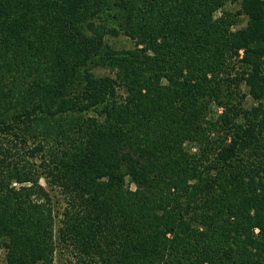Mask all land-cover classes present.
I'll use <instances>...</instances> for the list:
<instances>
[{
	"label": "trees",
	"instance_id": "1",
	"mask_svg": "<svg viewBox=\"0 0 264 264\" xmlns=\"http://www.w3.org/2000/svg\"><path fill=\"white\" fill-rule=\"evenodd\" d=\"M224 1L0 0L5 264H264V0Z\"/></svg>",
	"mask_w": 264,
	"mask_h": 264
},
{
	"label": "rangeland",
	"instance_id": "2",
	"mask_svg": "<svg viewBox=\"0 0 264 264\" xmlns=\"http://www.w3.org/2000/svg\"><path fill=\"white\" fill-rule=\"evenodd\" d=\"M238 3L237 2H233V1H230V0H225L224 3L222 4V6H220L214 13H213V16L215 18L219 17L222 15V13L224 11H229V12H234L237 10L238 8ZM246 24V17L244 16H241L240 17V23L237 25V26H234L233 28L235 27H241V26H244ZM106 40L108 41V43L116 48V49H131L133 47V42L130 38H128L127 36H124V35H119L117 37H111V36H108L106 38ZM243 92H247L246 88L244 87V85L242 84L241 86ZM244 104L249 106L250 104L253 103V99L247 95L244 99ZM213 110L216 111V107H213ZM215 111H214V114H215ZM186 147L187 149H189L190 151H194L196 150V145L193 144V143H187L186 144ZM41 183L44 185V180L41 179L40 180ZM126 186L130 189H133L134 186L133 184L131 183H127ZM258 229L256 228L255 229V232H257ZM4 250L2 248H0V264H5V261H4ZM69 253L64 251V252H61V251H58L55 255V259H54V262L55 264H65L66 261H68L69 259ZM224 264V263H223Z\"/></svg>",
	"mask_w": 264,
	"mask_h": 264
}]
</instances>
